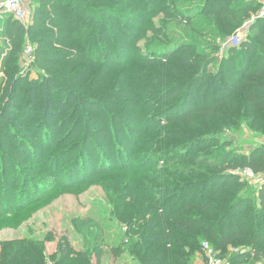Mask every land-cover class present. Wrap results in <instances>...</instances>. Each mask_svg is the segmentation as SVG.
<instances>
[{"label": "trees", "instance_id": "16d2710c", "mask_svg": "<svg viewBox=\"0 0 264 264\" xmlns=\"http://www.w3.org/2000/svg\"><path fill=\"white\" fill-rule=\"evenodd\" d=\"M261 1L31 0L27 25L9 14L0 18V63L5 70L9 63L8 83L0 96L2 115L9 113L12 105L26 104L28 117L34 114L39 119L35 126L51 110L60 112L62 134L58 140H71L76 153L80 142L87 149L70 162V170L81 164V156L91 160L88 152L95 146L92 135L105 140L124 136L122 143L126 145L118 149L128 145L140 153L139 147L145 144L143 135L158 134L163 139L147 140L146 145L159 150L144 151L145 157L148 161L168 158L179 146L169 139L172 131L163 124H192L194 115L210 118L215 129L243 122L264 136V18L255 17L248 24L247 37L238 45H227L225 54L219 56L220 43L257 12ZM152 6L162 14L157 21L149 18ZM172 23L181 30L175 32ZM172 33L179 38L170 39ZM139 39L148 44L137 45ZM26 42L35 45L33 63L43 70L36 80L16 74L17 54ZM115 97L121 104L127 103L123 112L141 109L135 120L128 122L139 125L145 116L148 126L144 131L124 129L127 116L120 112H102L100 116L87 112L96 107L116 108ZM64 108L69 109L68 115ZM111 126L122 127L124 133L114 134ZM43 127L46 131L57 128L50 118ZM132 131L138 132L137 136ZM205 139L198 135L184 142ZM115 143L105 144L106 154L114 152ZM9 148L17 151L14 146ZM45 152L41 151V156ZM216 152L196 153L190 159L199 167L191 170L193 181L181 174L183 166L163 169L151 165L174 177L152 178L141 172L149 162L138 169L127 157L126 163L117 167L113 162L109 173L125 170L128 174L112 185L114 191L108 190L113 216L127 222L119 228L124 229L120 238L110 244L112 254L126 251L137 264H194L198 256L204 261L201 243L205 239L216 251L222 250L217 256L225 258L227 264H264V181L251 198L235 195L241 187L238 182L234 191L225 192L223 185L234 186L237 181L227 169L264 172V149L236 158L232 152L209 156ZM156 180L164 186L153 184ZM219 182L221 191L216 188ZM208 183H212V190L206 189ZM13 192L12 187L5 195ZM20 201L19 197L16 203ZM239 241L252 250L230 254L227 247L238 246ZM70 257L68 246L62 243L54 259L46 258L43 244L27 238L4 242L0 249V264H71ZM79 259L80 264H92L86 255Z\"/></svg>", "mask_w": 264, "mask_h": 264}, {"label": "rangeland", "instance_id": "374dc122", "mask_svg": "<svg viewBox=\"0 0 264 264\" xmlns=\"http://www.w3.org/2000/svg\"><path fill=\"white\" fill-rule=\"evenodd\" d=\"M25 3L29 17L22 23L27 25L30 22L33 4L31 0H26ZM148 12H151L149 18L152 20L157 21L162 17L156 7L152 6L148 9ZM257 12H253L251 17L256 15ZM249 20L250 18L245 20L239 29L225 38L226 41L220 43L219 56L225 54L224 49L231 44L232 36L237 35L241 39L247 37L250 31L248 27ZM172 26L175 32L181 30V27L176 26L174 23H172ZM169 38L176 40L179 35L172 33ZM138 44L143 46L148 44V42L144 39H139ZM206 45L208 44L202 43V46ZM27 46L35 49V45L31 42L24 43L17 54L18 59H16V62L18 63L19 71L17 70L16 74H19L20 77L26 76L29 79L36 80L40 76L39 72L43 74V70L36 67L34 63L27 61L25 55ZM138 48H141V46ZM4 68L3 66L0 71V96L8 83L9 63L6 64V70ZM115 99L118 103L114 109L96 107L95 109H88L87 112L91 116H100L102 112L108 114L120 112L127 116V122L123 123L124 129L133 130L136 128L139 130L138 132L144 131L148 126V123L145 122L146 120L144 121L145 116L141 118L139 125L129 124L128 122V120H135L141 109L137 112L135 111V113L130 111V114L126 111L123 112L127 103L121 104L122 101L117 97ZM8 109L9 113L6 115H2L0 110V249L1 244L10 240L33 239L43 244L46 258L53 257L54 259L59 246L61 247L62 243H64L70 250L71 257L69 262L71 264H80L79 257H85V255L88 258L91 257L92 264H137L128 252L125 251L113 255L111 251L113 239L117 240V238H120L119 234H121L122 229L119 228H123L122 226L127 223L113 216L108 190L114 191L112 185L117 180H125L128 172L123 170L109 173L107 171L108 167L112 166L113 162L114 166L117 167L126 163L127 158H129L132 164L135 165V169H138L144 162H149V167L141 172L147 173L152 178L174 177L162 170L152 169L151 165L163 166V169L183 166L182 170L184 171L182 172L184 173L181 174H186L184 175L185 177L191 176L188 177V180L193 181L194 177L191 175V170L199 167H196L197 165H194L190 159L194 158L196 153L206 154L214 150L217 152L209 156H219L223 152H232L236 158L243 155L248 156L254 149H264V136L249 130L243 122L232 125L226 124V127L218 125L217 129H215L216 127H213L214 124L210 121V118L194 115L192 117L194 123L192 124H187L185 121L170 122L168 125L160 122V124L171 129L173 135L169 139L179 146H175L177 149L173 150L174 152L168 158L160 156L155 160L148 161L145 157V152L159 150V148L155 147L152 149L151 145H146L147 140L163 139V136L158 134L143 135L145 144L139 147L142 150L140 153L136 151L138 149L132 151L133 146L129 147L128 145L125 146L126 148L121 147V150L118 149L121 145H126V143H122L124 136L117 138L114 135L110 139H106L108 140L106 141L92 135V142L95 146L91 145L92 149L88 152L91 160L89 159L88 161L87 158H82L81 156V164L75 170H70L72 166L70 162L76 159V156H80L82 150L84 152L87 149L80 142L78 144V153H76V151L73 152V149H71V140L64 141L65 139L63 138L58 140V137L62 134V127L58 124V121L62 118L60 112L51 110L50 115H47L45 119L40 120L39 123L33 126L36 120L39 119H36L34 114H30V118L28 117L26 104L17 108L12 105ZM64 110H66L68 115L69 109L64 108ZM1 115L3 118H1ZM47 118L53 119L57 128L46 131L43 125ZM123 128L116 129L111 126L109 129L114 134H118L124 131ZM37 129L38 132H36ZM64 130L66 131L67 128ZM179 131H182L183 134L181 135ZM5 133L7 134L5 135ZM137 133L132 131L134 137L137 136ZM198 135H204L206 141L193 140L191 143L184 142L185 140L190 141L189 139H194ZM10 140L11 142H9ZM89 140L91 142V138ZM114 140H117L116 143ZM110 141L115 143L112 147V152H114L106 154L105 144ZM52 142V147L47 148ZM10 146L16 147L17 151L14 148H9ZM182 147L184 148L181 149ZM45 150L44 156H41V151ZM18 152H23L25 155L21 157ZM48 154L49 157L45 160ZM115 158H118L119 161H114ZM16 165L17 167H15ZM200 168H203V166H200ZM193 173L196 176L195 172ZM226 173L234 176L237 181H235L234 186H229L230 183L223 184L225 186L224 191H234L238 188L237 184L239 183L241 187L235 193L236 196L239 195L238 197L251 198L255 196L256 188L264 181V172L248 171L247 168L227 169ZM42 177H45L46 180H42ZM153 184L164 186L163 183H159L157 180L153 181ZM12 187L14 188L13 194L11 196L9 194L5 195L7 189L11 190ZM216 188L221 191L222 182L217 183ZM206 189L212 190V183L206 184ZM178 193L180 192L177 191L176 194L178 195ZM19 197L21 201L18 205L16 200ZM203 241L209 244L212 254L216 256L218 253L220 255L223 254L222 250L216 251L211 246V242L205 239ZM237 244L239 245H229L227 251L230 254H238V252H243L244 250H252V246L243 241H239ZM99 254L101 256L97 258ZM221 260L224 264H227L225 258ZM240 262L238 261L237 263L242 264ZM50 263L52 262L50 261Z\"/></svg>", "mask_w": 264, "mask_h": 264}, {"label": "built area", "instance_id": "2783aa9c", "mask_svg": "<svg viewBox=\"0 0 264 264\" xmlns=\"http://www.w3.org/2000/svg\"><path fill=\"white\" fill-rule=\"evenodd\" d=\"M25 1L26 0H1L0 1V18H2L5 14H9L12 16V18L20 22H25L29 17V12L26 7ZM255 17L264 18V0L261 1L260 9L258 10L256 15L250 18L249 23L253 21ZM1 30L2 29L0 27V32ZM1 40L2 38L0 36V41ZM240 40L241 38L237 35L231 37V45H238ZM4 54H2L1 57H3ZM25 55L29 63L34 62L35 51L32 47L27 46L25 48ZM1 68H2V64L0 63V71H1ZM248 171L250 170L248 169ZM201 249L203 251V258H204L205 264H224V262L220 258H218L215 254H212L211 248L207 242L201 243ZM47 264H51V263L47 262Z\"/></svg>", "mask_w": 264, "mask_h": 264}, {"label": "crops", "instance_id": "0c3cea01", "mask_svg": "<svg viewBox=\"0 0 264 264\" xmlns=\"http://www.w3.org/2000/svg\"><path fill=\"white\" fill-rule=\"evenodd\" d=\"M195 264H205V263H204L203 259L200 256H198V257H196Z\"/></svg>", "mask_w": 264, "mask_h": 264}]
</instances>
